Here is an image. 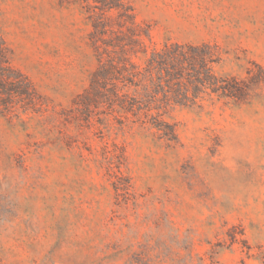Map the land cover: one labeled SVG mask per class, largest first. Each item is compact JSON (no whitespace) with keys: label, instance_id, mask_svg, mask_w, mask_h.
I'll return each instance as SVG.
<instances>
[{"label":"rangeland","instance_id":"rangeland-1","mask_svg":"<svg viewBox=\"0 0 264 264\" xmlns=\"http://www.w3.org/2000/svg\"><path fill=\"white\" fill-rule=\"evenodd\" d=\"M125 1L148 51L207 44L244 92L172 97L174 139L78 110L98 66L82 4L0 0L10 60L43 96L0 107V264H264V0Z\"/></svg>","mask_w":264,"mask_h":264},{"label":"trees","instance_id":"trees-1","mask_svg":"<svg viewBox=\"0 0 264 264\" xmlns=\"http://www.w3.org/2000/svg\"><path fill=\"white\" fill-rule=\"evenodd\" d=\"M74 1L82 4L91 23L90 41L98 59L89 86L75 101L78 110L91 113L92 108L107 105L123 120L156 128L174 139L175 128L162 112L172 97L188 105L202 94L237 97L244 92L237 79L214 72L215 53L207 44L166 43L148 51L142 37L152 40L151 25L137 20L129 2ZM140 54L146 56L144 65L135 60ZM42 98L31 79L13 66L0 37V107L12 114L19 108L36 110L42 107Z\"/></svg>","mask_w":264,"mask_h":264}]
</instances>
